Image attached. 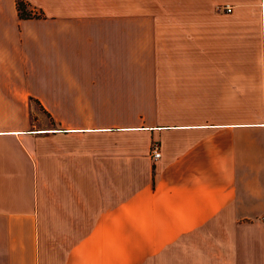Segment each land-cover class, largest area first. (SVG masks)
<instances>
[{"label": "crops", "instance_id": "obj_1", "mask_svg": "<svg viewBox=\"0 0 264 264\" xmlns=\"http://www.w3.org/2000/svg\"><path fill=\"white\" fill-rule=\"evenodd\" d=\"M25 1L0 0V264H264V0Z\"/></svg>", "mask_w": 264, "mask_h": 264}, {"label": "rangeland", "instance_id": "obj_2", "mask_svg": "<svg viewBox=\"0 0 264 264\" xmlns=\"http://www.w3.org/2000/svg\"><path fill=\"white\" fill-rule=\"evenodd\" d=\"M252 3H254V2H252ZM246 4H247L246 6L249 8L250 3H246ZM223 5L224 4H222V5L221 4L216 5V7H215L216 12H219V13L225 12V10L222 8ZM254 7H255V5L252 4V11L254 10ZM31 11L32 12H35V13H38V11L37 10H34V9L31 10ZM252 14H254V13H252ZM172 18H175V17H172ZM177 19L178 20H185V17H177ZM210 22L211 23L232 22V19L230 20V18H229L228 20H224L223 18L221 19V16H211L210 17ZM259 22H260L259 21V17H257V16H249V14L247 16L246 15L242 16V23H243V25L249 26L251 24H256V23H259ZM255 35L256 34L254 32H252V33L249 32V31L243 32V40H246V41L253 40L254 37H255ZM256 51H260V49L258 50L257 48H254V47L253 48H250L248 46L247 47H243V49H242V55L243 56H251V55H254Z\"/></svg>", "mask_w": 264, "mask_h": 264}, {"label": "trees", "instance_id": "obj_3", "mask_svg": "<svg viewBox=\"0 0 264 264\" xmlns=\"http://www.w3.org/2000/svg\"><path fill=\"white\" fill-rule=\"evenodd\" d=\"M19 16L23 18L39 16L40 14L32 12L27 9V2L25 0H16Z\"/></svg>", "mask_w": 264, "mask_h": 264}, {"label": "built area", "instance_id": "obj_4", "mask_svg": "<svg viewBox=\"0 0 264 264\" xmlns=\"http://www.w3.org/2000/svg\"><path fill=\"white\" fill-rule=\"evenodd\" d=\"M222 8L226 11H230L232 9V5L224 4ZM151 155L155 159L160 156V148H159V143L157 141H153L151 143ZM261 218L262 220H264V213L261 215Z\"/></svg>", "mask_w": 264, "mask_h": 264}]
</instances>
